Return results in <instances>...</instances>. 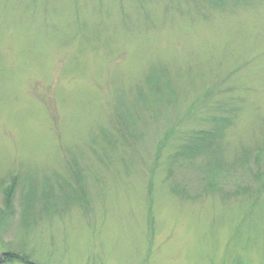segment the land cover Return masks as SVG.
I'll list each match as a JSON object with an SVG mask.
<instances>
[{
	"label": "rangeland",
	"instance_id": "obj_1",
	"mask_svg": "<svg viewBox=\"0 0 264 264\" xmlns=\"http://www.w3.org/2000/svg\"><path fill=\"white\" fill-rule=\"evenodd\" d=\"M262 171L264 0H0V264H264Z\"/></svg>",
	"mask_w": 264,
	"mask_h": 264
},
{
	"label": "trees",
	"instance_id": "obj_2",
	"mask_svg": "<svg viewBox=\"0 0 264 264\" xmlns=\"http://www.w3.org/2000/svg\"><path fill=\"white\" fill-rule=\"evenodd\" d=\"M152 89V87H150ZM218 130L215 129V130H211V131H208L206 132L205 134H199L200 136H195L193 139H197L196 143L197 144H192V145H189V146H184V153L186 154L187 153V157H193L195 156L199 150H202L203 147H207L208 149L211 148V152H214L212 150L213 148V145L216 143V137L218 136ZM211 141V144L206 146V142H210ZM190 146H192V148H190ZM197 147V148H195ZM263 172V175H264V171Z\"/></svg>",
	"mask_w": 264,
	"mask_h": 264
}]
</instances>
